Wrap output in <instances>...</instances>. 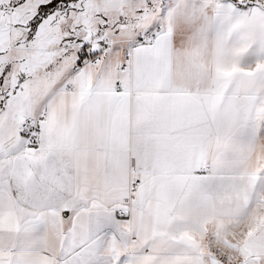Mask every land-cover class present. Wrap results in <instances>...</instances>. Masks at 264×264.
<instances>
[{
  "label": "snow or ice",
  "instance_id": "obj_1",
  "mask_svg": "<svg viewBox=\"0 0 264 264\" xmlns=\"http://www.w3.org/2000/svg\"><path fill=\"white\" fill-rule=\"evenodd\" d=\"M0 264H264V0H0Z\"/></svg>",
  "mask_w": 264,
  "mask_h": 264
}]
</instances>
